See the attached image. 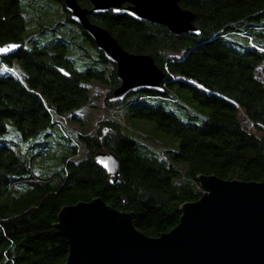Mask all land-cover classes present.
I'll return each mask as SVG.
<instances>
[{"label":"trees","instance_id":"1","mask_svg":"<svg viewBox=\"0 0 264 264\" xmlns=\"http://www.w3.org/2000/svg\"><path fill=\"white\" fill-rule=\"evenodd\" d=\"M48 1L57 8L33 0L38 12L28 18L24 12L35 9L27 0H0V46L20 45L0 57V264H65L69 247L56 225L66 206L102 198L159 237L179 225L184 204L203 196L198 177L264 182V0H181L199 35L177 36L112 10L90 15L124 50L150 55L166 74L162 93L123 101L111 99L121 86L117 67L77 24L79 43L25 51L37 34L53 33L39 26L51 13L74 23L64 0ZM93 82L109 85L105 117L92 132H71L64 123L82 122L99 96ZM64 146L70 155L57 152ZM99 152L118 157L117 180L97 164Z\"/></svg>","mask_w":264,"mask_h":264},{"label":"water","instance_id":"2","mask_svg":"<svg viewBox=\"0 0 264 264\" xmlns=\"http://www.w3.org/2000/svg\"><path fill=\"white\" fill-rule=\"evenodd\" d=\"M64 0L72 21L91 38L106 59L117 67L121 86L112 95L123 101L131 94L163 92L166 74L150 55L132 54L90 15L109 11L166 27L171 33L199 35L196 16L181 0ZM20 45L0 49V57ZM97 164L114 180L120 173L118 157L99 152ZM203 196L181 207L179 225L159 237H149L134 225L133 214L108 205L102 198L62 208L56 229L69 253L65 264H264V182L225 181L198 177Z\"/></svg>","mask_w":264,"mask_h":264},{"label":"rangeland","instance_id":"3","mask_svg":"<svg viewBox=\"0 0 264 264\" xmlns=\"http://www.w3.org/2000/svg\"><path fill=\"white\" fill-rule=\"evenodd\" d=\"M36 1L38 4L39 2L47 3V7L51 11L57 8V5L52 4L48 0H36ZM28 3H29V0H27V3L25 4V6L32 7L35 9L34 11L30 10V11L24 12V14L26 13V16L30 18L32 14H36L38 12V8H37V5L35 4H34L35 6H31L33 4V0H31L29 4ZM28 23H30L31 26L36 27V29L38 28V25L36 26V22H34L33 20H30V22ZM39 26L47 27L53 33L51 34L43 33L39 35L37 34L34 37L33 41L26 43L25 48H24L25 51H32L37 47L54 45L62 41L69 42L71 40H75L76 42L79 43L80 37L75 34V31L79 28L76 26V24L74 25V23L68 22L66 18V13L62 11H58L57 13H51L48 17H46L39 24ZM75 56L78 57V53L76 51L70 50L68 53V57L72 60H75ZM74 63L78 71L80 72L84 71L83 66L80 62L75 61ZM14 72L17 73V69H15ZM91 88H92L91 90L93 91V94H95L96 92L98 93L97 90H101L99 91L100 92L99 96L95 94L96 98L92 100V105L87 107L85 111H82L83 113L80 115L82 116V118H84L82 122H76V121H72L71 119H69L64 123L66 125L67 130L71 132L75 130L78 132H81V131L92 132L96 128V126H98L100 121L105 117V111L102 109L103 97L105 96L106 93L108 94V92L110 91L109 85H102L100 83L97 84V82H93ZM70 136L73 137L75 135L71 133ZM8 137H13V135H9ZM58 139H59L58 135H55L52 143L56 145ZM59 150H64L68 155L71 154V150L66 146L58 148L57 152ZM84 155L85 153L82 149L80 151V157ZM48 165H49L48 168L51 169L52 171H55L57 168V164L49 163Z\"/></svg>","mask_w":264,"mask_h":264},{"label":"snow or ice","instance_id":"4","mask_svg":"<svg viewBox=\"0 0 264 264\" xmlns=\"http://www.w3.org/2000/svg\"><path fill=\"white\" fill-rule=\"evenodd\" d=\"M10 51V49H0V52H7Z\"/></svg>","mask_w":264,"mask_h":264}]
</instances>
